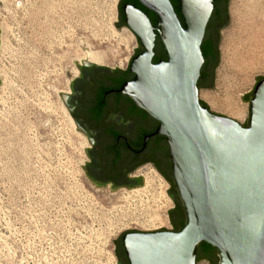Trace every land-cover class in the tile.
Masks as SVG:
<instances>
[{"label":"rangeland","instance_id":"374dc122","mask_svg":"<svg viewBox=\"0 0 264 264\" xmlns=\"http://www.w3.org/2000/svg\"><path fill=\"white\" fill-rule=\"evenodd\" d=\"M0 2V264H116L124 232L173 230L170 184L149 167L144 187H95L83 169L88 144L61 94L75 62L97 56L96 64L127 67L136 35L116 26L119 0ZM230 18L216 88L199 98L244 125L242 97L264 76V30L256 0H230Z\"/></svg>","mask_w":264,"mask_h":264},{"label":"water","instance_id":"95a60500","mask_svg":"<svg viewBox=\"0 0 264 264\" xmlns=\"http://www.w3.org/2000/svg\"><path fill=\"white\" fill-rule=\"evenodd\" d=\"M140 1L158 15L167 61L153 64V29L137 30L144 52L132 60L135 78L120 92L159 123L155 136L168 139L186 223L177 232L129 230L114 242L122 238L130 264H197L201 243L217 250L219 264H264V76L242 97L250 101L244 125L203 107L198 82L212 0H180L185 27L169 0ZM143 22V27L149 24ZM215 88L216 70L214 85L207 89ZM61 95L67 105L69 95Z\"/></svg>","mask_w":264,"mask_h":264},{"label":"flooded vegetation","instance_id":"af4514ba","mask_svg":"<svg viewBox=\"0 0 264 264\" xmlns=\"http://www.w3.org/2000/svg\"><path fill=\"white\" fill-rule=\"evenodd\" d=\"M183 27L180 0H169ZM213 11L206 28L203 43L207 42L214 55H219L222 33L230 18V0H212ZM140 13L142 17L138 15ZM130 17H132V22ZM144 17V20H143ZM181 17V18H180ZM117 27L132 34L151 27L155 33L153 64L167 61L159 36L158 15L140 0H119ZM148 21L146 27L141 22ZM144 23V22H143ZM140 47L132 60L144 52ZM131 60V62H132ZM130 64L125 68H108L95 62L81 65L70 84L67 105L88 146L84 173L97 188L114 191L132 189L143 184L147 170L152 167L170 184V197L175 207L169 214L173 231L186 220L185 210L172 177L169 141L155 136L159 123L120 90L135 78ZM116 264H130L121 241L115 244Z\"/></svg>","mask_w":264,"mask_h":264},{"label":"trees","instance_id":"16d2710c","mask_svg":"<svg viewBox=\"0 0 264 264\" xmlns=\"http://www.w3.org/2000/svg\"><path fill=\"white\" fill-rule=\"evenodd\" d=\"M218 52H219V55H214L210 45L207 42L203 43L202 53H203L205 63H204V66L202 68L201 77H200L199 82H198L199 89H201V88H212L213 87L214 79H215V70L217 69V67L219 65V61H220V50ZM201 104L203 107L210 110V107L208 106V104H206L203 101H201ZM182 207H183V205H182ZM185 223H186V220L180 224L176 223V225L179 228V230H181L184 227ZM196 252H197V262L200 260H206L211 264H219V258H218L217 250L215 248H213L212 246H210L209 244L201 243L197 247Z\"/></svg>","mask_w":264,"mask_h":264},{"label":"bare ground","instance_id":"6f19581e","mask_svg":"<svg viewBox=\"0 0 264 264\" xmlns=\"http://www.w3.org/2000/svg\"><path fill=\"white\" fill-rule=\"evenodd\" d=\"M256 19L260 23V28L264 30V0H256ZM130 33L128 30H124V33ZM134 38V34L130 33ZM132 37H127V41H130V43H133ZM90 60L93 62H101V58L97 56L90 57Z\"/></svg>","mask_w":264,"mask_h":264}]
</instances>
